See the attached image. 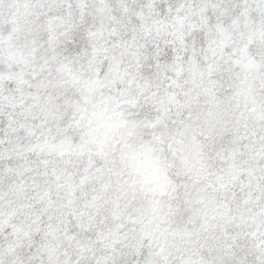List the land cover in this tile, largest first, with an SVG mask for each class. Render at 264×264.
<instances>
[{
  "label": "clouds",
  "instance_id": "9594fccd",
  "mask_svg": "<svg viewBox=\"0 0 264 264\" xmlns=\"http://www.w3.org/2000/svg\"><path fill=\"white\" fill-rule=\"evenodd\" d=\"M249 86L264 91V0H0V264L132 259L129 249L113 253L108 246L119 223L114 210L106 206L97 214L85 207L83 192L98 187L79 184L86 156L59 137L50 141L54 150L29 151L35 140L21 123L38 129L48 120L54 129L49 113L55 107L62 112L66 97L83 94L118 105L145 133L157 121L167 132L189 114L203 121L212 110L229 118L231 98ZM258 123L249 120V130ZM244 151L235 163L245 169L258 159L251 151L264 154L260 145ZM258 195L237 189L231 235L264 225V197ZM151 215L147 209L145 228ZM173 227V251L199 252L209 264L264 261L258 238L228 248L232 242L216 233L220 239L208 251L200 221L185 216Z\"/></svg>",
  "mask_w": 264,
  "mask_h": 264
},
{
  "label": "snow or ice",
  "instance_id": "6c2138e0",
  "mask_svg": "<svg viewBox=\"0 0 264 264\" xmlns=\"http://www.w3.org/2000/svg\"><path fill=\"white\" fill-rule=\"evenodd\" d=\"M117 107L103 98L81 94L80 99L66 97L62 112L55 107L49 113L57 122L54 129L48 120L42 121L38 129L25 123L19 125L35 140L29 151L54 150L56 144L50 141L59 137L60 144H74L73 151L79 149L78 155L86 156L87 166L79 184L98 187L93 186L90 193L83 192L85 207L95 208L97 214L106 206L114 210V219L119 223L115 233H109L116 237L108 245L113 253L118 248L129 249L132 259L128 264H209L199 252L173 251L169 244L168 237L177 234L173 227L177 218L185 216L190 223L201 222L206 235L202 243L208 251H213L212 241L220 239L216 233L232 242L225 244L228 248H240L249 239L255 242L257 238L264 245V225L254 224L250 233L231 235L229 231L237 219L229 214L237 189H247L249 198L253 192L259 194L258 200L264 197V154L251 151L258 159L247 169L235 163L238 154L245 155L244 150L257 145L264 150V91L253 86L237 91L229 102V118L212 110H208L203 121L189 114L187 119L173 121L167 132L158 128L157 121L146 125L152 131L145 133ZM249 120L261 123L249 130ZM15 124H10L13 132L17 131ZM241 124L244 134H240ZM46 155L51 156L52 152ZM57 155L62 157L65 153ZM41 163L47 166L49 160ZM138 202H143L144 207H138ZM260 206L256 205L258 209ZM147 209L153 215L147 217L150 227L145 228ZM109 259L115 264L113 257H105L102 264H108Z\"/></svg>",
  "mask_w": 264,
  "mask_h": 264
}]
</instances>
